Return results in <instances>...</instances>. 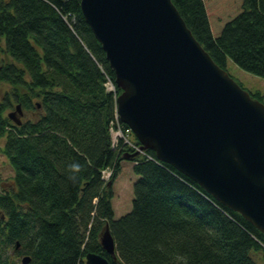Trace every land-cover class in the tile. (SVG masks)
Instances as JSON below:
<instances>
[{"label":"trees","instance_id":"16d2710c","mask_svg":"<svg viewBox=\"0 0 264 264\" xmlns=\"http://www.w3.org/2000/svg\"><path fill=\"white\" fill-rule=\"evenodd\" d=\"M172 2L221 68L264 78V0ZM84 17L81 0H0V138L14 172L0 194V264H85L87 252L110 264H260L252 253L264 260V235L240 213L154 151L127 159L133 149L114 146L121 90ZM14 103L31 114L21 124L6 115ZM124 162L138 178L131 209L115 218ZM106 225L116 259L100 243Z\"/></svg>","mask_w":264,"mask_h":264},{"label":"water","instance_id":"95a60500","mask_svg":"<svg viewBox=\"0 0 264 264\" xmlns=\"http://www.w3.org/2000/svg\"><path fill=\"white\" fill-rule=\"evenodd\" d=\"M81 10L121 90L119 120L141 150L154 151L264 235V103L215 63L172 0H81ZM8 117L21 124L15 112ZM100 243L117 258L107 225ZM84 263L110 264L95 252Z\"/></svg>","mask_w":264,"mask_h":264},{"label":"rangeland","instance_id":"374dc122","mask_svg":"<svg viewBox=\"0 0 264 264\" xmlns=\"http://www.w3.org/2000/svg\"><path fill=\"white\" fill-rule=\"evenodd\" d=\"M3 41L1 45H3ZM228 73L246 90L249 92H260L264 97V78L253 73H250L242 68H240L235 62L228 61L227 65ZM18 104L14 103V106L6 111V115L15 112L16 117L24 122L31 117V114L26 112L21 107L22 114H19V111L16 109ZM8 116V115H7ZM5 144V139L0 138V194L5 190H12L14 188V177L13 168L8 160V158L3 154L2 149ZM124 168L118 175L117 180L114 182L115 198L113 199V207L115 218H119L122 215L126 214L132 206L133 198V184L138 178L137 175L132 173L131 164L124 162ZM109 173L106 174V176ZM10 254L13 256L12 249ZM252 256L255 258L258 263L264 264V260L261 258L260 253L255 251L252 253ZM22 257L18 258L21 262Z\"/></svg>","mask_w":264,"mask_h":264},{"label":"built area","instance_id":"2783aa9c","mask_svg":"<svg viewBox=\"0 0 264 264\" xmlns=\"http://www.w3.org/2000/svg\"><path fill=\"white\" fill-rule=\"evenodd\" d=\"M107 89L109 90H113L115 91V87H114V84L113 82L108 79V81L105 83ZM111 131H113L114 133V136L117 138V139H121L123 141V143L125 145H128L129 147H131L132 149L134 150H139V146L137 144H134L132 141L129 140V138L127 137V133L126 132H129V130H126V132H123V130H121V127H117V128H113ZM145 152H142V154H144ZM108 172H103L104 176H106ZM109 175V174H108ZM107 175V176H108Z\"/></svg>","mask_w":264,"mask_h":264}]
</instances>
